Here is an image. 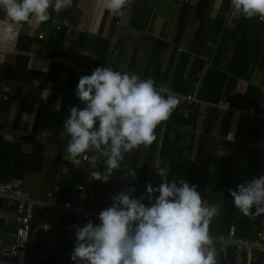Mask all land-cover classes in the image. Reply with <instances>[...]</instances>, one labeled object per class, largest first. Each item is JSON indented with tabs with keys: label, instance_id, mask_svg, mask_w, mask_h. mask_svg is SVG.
Listing matches in <instances>:
<instances>
[{
	"label": "crops",
	"instance_id": "0c3cea01",
	"mask_svg": "<svg viewBox=\"0 0 264 264\" xmlns=\"http://www.w3.org/2000/svg\"><path fill=\"white\" fill-rule=\"evenodd\" d=\"M201 2L132 0L125 15L114 17L107 12L99 13L95 9V0H73V6L59 14L50 9V20L39 27L27 24L21 26L18 39L7 50L0 51V134L8 142H18L22 151L28 155L33 151L34 144L42 145V161H31L32 164H40L42 170L27 172L24 178L28 187L23 185V189L31 193V197L39 204L59 186L60 174L70 177L62 173V169L71 164L62 159L69 139L63 133L64 122L70 117V108L75 106L83 109L85 106L75 95L79 78L91 75L85 71L86 68L101 67L100 64L115 71L135 73L141 79L151 78L155 85H167L177 92L196 94L199 100L178 110L181 119L173 117L172 121L170 116L168 121L171 119L172 125H175L173 129H170L171 124L167 128L168 121L158 126L155 130L157 139L150 147L125 154L121 163L123 166L114 171L109 179L110 182H116L121 188L120 192L132 185L127 174L129 164H145L150 152H153V165L147 185L157 187L161 179L167 181V175L160 177L157 173L161 168L166 170L167 164H171L167 161L164 165L160 159L164 139L171 141L169 146L172 142L178 145L177 161L190 159L195 162L201 146L203 155L202 160L196 163L194 185L206 198V204H209L210 196H215L216 164H222L226 159L234 161L238 146L249 144L251 140L252 146L264 152V128H259L258 117L254 118L255 114H247L244 109H240L241 106L236 107L232 103L233 98L244 96L249 87L253 86L255 94L249 100L256 101L259 109L255 106L246 109L254 108L264 112V23H259L257 18L249 20L235 14L230 7V0H206L205 4L210 2L207 18L220 33L213 35L206 27L200 41L195 43L196 34L201 30V22L196 15ZM142 3L147 14L143 27L137 29L131 22L134 18L138 19L136 22L144 18L143 15L139 16L143 12L136 13ZM2 17L3 13L0 12ZM219 17L221 21H218ZM185 22L186 27L180 34L181 28L178 26ZM39 34H44L45 38L40 39ZM162 47L165 49L160 57V77L168 75V78L166 82L165 79L157 82V67L149 69V65L152 54ZM173 55L175 60L170 63ZM58 56L77 67H67L55 60ZM55 64L63 65L65 71L60 75L57 70L54 73L52 69ZM209 77L213 82L217 77L225 81L221 88L224 95L218 103L202 98H214L216 93L212 89L204 92L208 89L206 81ZM47 88H50L51 94L47 100H43L40 98L41 93ZM220 103H229L230 108H218ZM213 108L217 109L216 119L206 129ZM187 119L190 124L183 125L180 122ZM16 120L21 121L18 130L14 127ZM178 136L180 140L176 139ZM54 164H60L59 170L56 175L48 176ZM82 166L88 172L86 178L95 183L96 180L91 179L90 174L98 171L97 165L93 168L83 161ZM105 171L104 167L102 172ZM158 195L154 193V196ZM214 200L213 203L222 206L223 193ZM143 202L149 204L146 190ZM15 216V208L0 202V222L4 221V229H8L3 232L13 230ZM51 219L54 221V233L48 238L49 244L40 240L30 245L34 238L32 230L28 250L25 255L18 256V264H38L41 254L47 256L53 249L57 222ZM13 262L14 258L13 261L3 259L0 264ZM258 262L264 264L255 260V264ZM217 264L236 263L233 258L227 260L217 251Z\"/></svg>",
	"mask_w": 264,
	"mask_h": 264
},
{
	"label": "clouds",
	"instance_id": "9594fccd",
	"mask_svg": "<svg viewBox=\"0 0 264 264\" xmlns=\"http://www.w3.org/2000/svg\"><path fill=\"white\" fill-rule=\"evenodd\" d=\"M131 2L95 0V9L120 17ZM72 6L73 0H0V51L18 39L21 26L39 27L50 20V9L59 14ZM230 7L246 19L264 21V0H230ZM50 94L47 88L40 98L47 100ZM75 95L85 106L69 110L63 126L69 139L62 159L76 167L86 161L95 168L100 158H105L106 171L90 174L91 179L104 183L121 169L125 154L156 141L155 130L180 103L172 93L162 95L153 79L111 67H97L91 75H82ZM157 173L166 176L163 168ZM128 174L136 178L134 170ZM161 180L157 187L146 185L148 205L143 195L133 198L135 189L129 188L112 197V205L100 211L98 224L89 220L83 227L74 225V264H217L209 227L221 206L206 204L197 186L184 179ZM154 193H159L158 197ZM229 193L244 216L264 214V175L247 186L239 184L237 190L230 188ZM39 227L50 228L47 224Z\"/></svg>",
	"mask_w": 264,
	"mask_h": 264
},
{
	"label": "trees",
	"instance_id": "16d2710c",
	"mask_svg": "<svg viewBox=\"0 0 264 264\" xmlns=\"http://www.w3.org/2000/svg\"><path fill=\"white\" fill-rule=\"evenodd\" d=\"M206 0H202L200 3L199 8L197 11V17L200 19L201 22V30H198L195 38V43L199 42L201 39L202 32H204V29L206 30L208 27L209 31L213 33V35H218L220 31L215 29L213 23L207 18L208 14V7L210 5V2H207L205 4ZM143 12V14H140ZM136 13L142 15L144 18L140 19L136 22L135 18L132 20L131 24L137 29L142 28L145 19L147 11L144 9V3L140 4L136 10ZM138 16V17H139ZM206 19V21H204ZM218 21H221L222 18H217ZM187 22V21H186ZM185 24H181L178 26L180 29V34L183 33V30L186 27ZM206 23V24H203ZM63 33V32H62ZM165 47L158 48L157 51H155L150 59V65L149 69H151L152 66L157 67V72L155 74L157 78V82L163 81L165 79V82L168 78V75H164L162 78L160 77V69H161V55L164 52ZM175 60L174 55L172 58H170V63H172ZM101 67H104L103 64H100ZM201 67L196 70V74L199 72ZM53 72L55 73L57 70V74L60 75L63 71H65V67L60 64H55L53 67ZM74 74V73H72ZM224 75V74H222ZM221 74H219V77ZM217 77L214 82L210 81L211 77L208 78L206 81V87L208 89L204 90V92L216 90V93L213 97H202V94H200V97L204 99H211L209 101L213 103H218L220 99L222 98V92L221 88L225 85V81L221 78ZM143 79H146L144 77ZM197 80V79H196ZM164 83V82H162ZM220 91L218 92V90ZM176 90V89H175ZM257 91V89H255ZM186 93H189L188 91H184ZM255 94L254 87L250 86L249 90L244 96H237L236 99H232V103L236 107H240V109H244V111H248L252 108L246 109V107L249 106H255L257 108L258 104L256 101L249 100L252 94ZM237 100L238 102H236ZM260 100H262L260 98ZM181 107H177L171 116V119L173 121V117L181 119V117L177 114L178 110ZM254 109V108H253ZM259 109V108H257ZM257 109H255V116L254 118H257L258 116L256 114H263L264 112H259ZM216 112L217 109L213 108V113L210 114L207 122H206V129H209L216 119ZM167 122V128L170 126V129H173L175 125H172V121ZM257 123L260 129L264 128V119L257 118ZM183 125L190 124V120H181L180 121ZM21 124V121L16 120L15 122V129L18 130V125ZM176 139L180 140V137L178 136ZM251 140V139H249ZM171 141H166L164 139L161 152H160V159L164 165L167 161L171 162V164H167L166 168V175H167V181L171 182L173 179L179 180L184 179L185 181H188L191 185H194V180L196 176V169H197V161L202 160L203 151L201 146L198 148L197 151V157L195 158V162L192 160H184V161H177V151H178V145L175 142H172L169 146V143ZM42 145L39 143H36L33 145V151L28 155L25 152L22 151L21 146L18 142H8L4 139V137L0 134V185L4 184L5 181H8L9 183H12L13 185H18V187L23 189V179L27 172H40L42 170V167H40V164H32V159H39L42 161L43 159V153L41 151ZM41 151V152H40ZM242 154L243 156H239V154ZM127 155V154H126ZM153 152L149 154V156L146 159V163L142 164H129V168L127 169V174L130 170H134L136 173V178L133 179L129 174V177L133 180V188L135 189L134 192L131 193L133 198H139L142 195L144 196L146 185L149 182L150 174L152 170L151 161L153 159ZM234 161L231 162L230 159L223 160L222 164H216V173H215V186L213 188V192L215 196L218 199V196L223 193L224 200L223 204L221 206V210L219 214L212 220L209 232L210 235L215 239L217 235L220 237L221 235H228L230 231L235 228L236 231V237L237 239H251L252 241L259 237V234H262L264 232V217L262 218L263 214L260 216H256L255 218L246 217L243 214L239 212L234 207L232 197L229 193V189L237 190V186L239 184L250 182L253 178H259L260 176L264 175V152L261 150H258L254 146H252V140L249 142V144H243L238 146V150L236 151V154H234ZM246 156V157H244ZM232 159V160H233ZM105 158L101 157L98 161L100 164H97L98 171L103 170L105 167L104 163ZM122 163V162H121ZM60 164H54V169L51 174H47L48 176H54L57 174V171L59 170ZM85 165V164H84ZM89 165V164H88ZM86 166V165H85ZM84 166V167H85ZM123 165L121 164V167ZM68 167V168H67ZM84 167H76L73 164H67L66 167L62 169V173L65 175L70 176L69 178H66L64 175L60 174L59 179V186H56L51 196L48 195L45 202H47L48 206L46 207L49 209L50 213H52L55 216V220L57 222L56 228H55V240H54V247L51 251L48 252L47 256H45L44 253H42V257L39 260L38 264H72L71 260V254L73 252V249L75 247V241H74V232L75 228L74 225H78L80 227H83L84 224L91 220L94 224L99 223V213L101 210H104L112 205L110 202V196L111 195H117L120 193L121 188L118 187L116 182H110L107 183L96 181L95 183L92 182V180L87 179L88 176L87 170L84 169ZM65 170H69L68 173H64ZM7 182V183H8ZM81 186H85L84 189H80ZM57 189V191H56ZM129 189V187L126 188V191ZM28 192V191H26ZM29 193V192H28ZM31 196V193H29ZM214 195L209 197V205L210 204H217L213 203L214 198H216ZM82 198V202L86 205V208L92 211L93 215L89 220L80 222L81 220L79 217L73 213H66V211L63 210V205L66 201H70L73 198ZM33 198V197H31ZM202 199L205 200L204 196H202ZM215 201V200H214ZM1 204H4L7 207H13L16 210V216L14 220V228L13 230L10 229L8 233L3 232L7 231L8 229H4V221L0 222V261L3 260L6 256L2 254V247L3 243L5 241V238L7 237V234L13 233L17 226V216H18V207L16 205H8L6 203V200L1 198L0 199ZM56 203L55 206H53V203ZM255 212V208L252 210ZM37 219V216L35 215V208H34V216L31 221H35ZM30 225V226H31ZM31 232H32V226L30 230V238H31ZM6 233V234H5ZM33 235V234H32ZM38 241L41 240V233L38 234ZM30 241V239H29ZM29 241H28V247H29ZM225 244H222L220 242H215L214 246L216 248V251L220 252L221 256L223 254H227V260L233 258L234 262L236 264H255V260L264 262V252H260V250L255 248H246L243 247L240 249V253L237 252V256L241 258L240 263L236 261V251H238V248L236 246L228 245L227 247H224ZM28 250V249H27ZM41 251V250H40ZM42 252V251H41ZM4 257V258H3ZM223 257V256H222ZM12 258V257H11ZM18 256L14 257V262L12 264H18ZM259 264V262H258Z\"/></svg>",
	"mask_w": 264,
	"mask_h": 264
},
{
	"label": "built area",
	"instance_id": "2783aa9c",
	"mask_svg": "<svg viewBox=\"0 0 264 264\" xmlns=\"http://www.w3.org/2000/svg\"><path fill=\"white\" fill-rule=\"evenodd\" d=\"M260 20V19H259ZM262 21V20H260ZM264 22V21H262ZM40 39H44V34H39ZM57 61L64 63L67 67H77V65H71L68 61L63 60L61 57H56ZM82 70V68L79 67ZM95 68H86L85 71L92 74V71ZM157 90L162 94L167 96V94L172 93L179 97L180 103L179 107H188L193 103L199 102L196 94H184L182 92H177L171 89L167 85H155ZM218 108H230L229 103H220L217 105ZM247 114H255V110L252 108L248 111H244ZM258 117L264 119L263 114H256ZM69 170H65L64 173H68ZM85 186H81L80 189H84ZM57 191V189H56ZM112 197L110 196V202L112 203ZM3 198L6 200L8 205H16L18 207V216H17V226L13 233L7 234L5 241L2 247V254L8 258H14L15 256L25 255L28 249V241L30 239V230H31V221L34 216V205L35 201L31 198L28 192L21 190L18 185H13L12 183H4L0 185V199ZM56 203H53L55 206ZM63 210L66 213H73L79 217L80 222L89 220L93 213L89 209L86 208V205L82 202V198H73L70 201H66L63 205ZM233 234V237L230 235ZM214 239V238H213ZM76 240L75 232H74V241ZM222 244H225L224 247L228 245L236 246L238 251H236V261L240 263L241 258L237 256V252L240 253V249L243 247L246 248H255L260 250V252H264V235L259 234V237L254 239L243 240L237 239L235 228L228 235H221L219 237V241ZM224 258H227V254L222 255ZM72 264L74 262L72 261Z\"/></svg>",
	"mask_w": 264,
	"mask_h": 264
},
{
	"label": "rangeland",
	"instance_id": "374dc122",
	"mask_svg": "<svg viewBox=\"0 0 264 264\" xmlns=\"http://www.w3.org/2000/svg\"><path fill=\"white\" fill-rule=\"evenodd\" d=\"M258 18V17H257ZM259 23L262 24V21H259ZM26 178H24L22 181H23V185L24 187H28V184H27V180H25ZM131 182H132V185L129 187V188H133V180L130 179ZM49 196H51V194H49ZM111 196H114V195H111ZM34 201H35V205H34V208H35V215L37 216V219L35 221L32 222V230L34 231V238L31 240L30 242V245L31 244H35L37 243V236L39 233H41L42 237H41V240L43 242H47V244H49L48 242V238L50 237V235L52 233H54V225H53V220L51 218H55V216L50 213L49 209H47L46 207L48 206L47 202H43L42 204H39L34 198H32ZM36 206V207H35ZM51 219V220H50ZM44 224H47L50 226V228L46 231L43 227H39L40 225H44ZM262 234L264 235V232H262ZM219 235H217V237L214 239L215 242H218L219 241ZM230 237H233V234L230 235Z\"/></svg>",
	"mask_w": 264,
	"mask_h": 264
},
{
	"label": "water",
	"instance_id": "95a60500",
	"mask_svg": "<svg viewBox=\"0 0 264 264\" xmlns=\"http://www.w3.org/2000/svg\"><path fill=\"white\" fill-rule=\"evenodd\" d=\"M66 178H69V179H70V177H66ZM7 182H8V181H5V183H7ZM244 184H245V186H247V182H245ZM3 258H4V257H3ZM4 259L9 260V261H13V258L5 257Z\"/></svg>",
	"mask_w": 264,
	"mask_h": 264
}]
</instances>
